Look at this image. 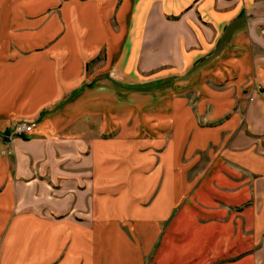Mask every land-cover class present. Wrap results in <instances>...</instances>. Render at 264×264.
<instances>
[{
    "label": "crops",
    "instance_id": "crops-1",
    "mask_svg": "<svg viewBox=\"0 0 264 264\" xmlns=\"http://www.w3.org/2000/svg\"><path fill=\"white\" fill-rule=\"evenodd\" d=\"M0 264H264V0H0Z\"/></svg>",
    "mask_w": 264,
    "mask_h": 264
},
{
    "label": "built area",
    "instance_id": "built-area-1",
    "mask_svg": "<svg viewBox=\"0 0 264 264\" xmlns=\"http://www.w3.org/2000/svg\"><path fill=\"white\" fill-rule=\"evenodd\" d=\"M35 124L33 122L20 121L14 126L13 137L24 138L26 135L30 134L34 129ZM8 143H6V146Z\"/></svg>",
    "mask_w": 264,
    "mask_h": 264
},
{
    "label": "rangeland",
    "instance_id": "rangeland-1",
    "mask_svg": "<svg viewBox=\"0 0 264 264\" xmlns=\"http://www.w3.org/2000/svg\"><path fill=\"white\" fill-rule=\"evenodd\" d=\"M15 126V125H14Z\"/></svg>",
    "mask_w": 264,
    "mask_h": 264
}]
</instances>
